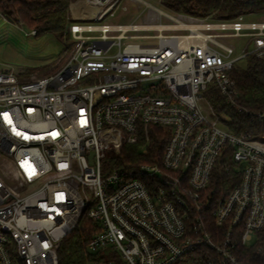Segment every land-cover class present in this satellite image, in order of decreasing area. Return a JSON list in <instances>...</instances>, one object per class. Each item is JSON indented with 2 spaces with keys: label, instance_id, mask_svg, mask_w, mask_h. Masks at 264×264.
<instances>
[{
  "label": "built area",
  "instance_id": "2783aa9c",
  "mask_svg": "<svg viewBox=\"0 0 264 264\" xmlns=\"http://www.w3.org/2000/svg\"><path fill=\"white\" fill-rule=\"evenodd\" d=\"M129 1L141 10L122 23L107 19L128 10L122 0H72V43L44 74L0 61V264H59L83 214L100 226L88 250L102 258L88 264H202L189 258L202 246L249 264L233 232L250 245L264 227V135L223 127L208 90L241 108L230 71L264 59V18L246 20L264 10L228 18ZM150 125L170 130L159 163L106 167L108 150L142 132L146 153ZM222 159L240 179L216 197Z\"/></svg>",
  "mask_w": 264,
  "mask_h": 264
},
{
  "label": "trees",
  "instance_id": "16d2710c",
  "mask_svg": "<svg viewBox=\"0 0 264 264\" xmlns=\"http://www.w3.org/2000/svg\"><path fill=\"white\" fill-rule=\"evenodd\" d=\"M72 0H0V13L9 20L18 21L27 31L35 30V35L51 33L59 36L65 43V50L72 43L69 33L70 3ZM167 7L188 13L205 15L216 12L222 17H234L241 13L264 10V0H162ZM246 64L236 65L230 75L234 79L239 92L238 108L226 101L221 92L214 87L208 90L216 114L223 127L235 133L248 132L255 137L264 135V119L258 114L264 112V59L255 55L247 56ZM169 128L160 125L148 127L149 141L146 153L142 145L146 138L142 132L135 143L126 142L118 153L109 154L105 159L106 167L123 171L134 168L140 163L160 162L164 146L169 137ZM228 159V158H227ZM230 159V158H229ZM216 165L212 174L209 190L218 197L227 194L240 179V173L232 168L225 171L221 162ZM99 224L92 218L82 215L74 230L63 240L59 250V264H88L94 259H101L99 254L88 250L92 235L99 229ZM215 231L216 227H212ZM224 229H219L215 236L219 237ZM235 231V230H234ZM235 240L234 253L239 260L249 264H264V227L258 231L250 245L240 239V230L233 232ZM212 257L215 264H222L216 252L205 246L198 247L189 258L192 262L207 264Z\"/></svg>",
  "mask_w": 264,
  "mask_h": 264
},
{
  "label": "rangeland",
  "instance_id": "374dc122",
  "mask_svg": "<svg viewBox=\"0 0 264 264\" xmlns=\"http://www.w3.org/2000/svg\"><path fill=\"white\" fill-rule=\"evenodd\" d=\"M149 1L160 8L169 10L161 2L162 0ZM122 2L129 5L128 10L123 12L119 8L116 15L107 18L108 20L128 23L140 13L141 8L138 4L129 0H122ZM263 18L264 13H261L248 16L246 20ZM64 52L65 43L59 36L51 33L35 35L31 31H27L18 21L9 20L0 13V61L3 65L13 67L23 76H27L29 73L41 75L53 69ZM241 64H246V60H243ZM108 153L113 154L109 150ZM93 161L92 159L91 162L93 163Z\"/></svg>",
  "mask_w": 264,
  "mask_h": 264
},
{
  "label": "bare ground",
  "instance_id": "6f19581e",
  "mask_svg": "<svg viewBox=\"0 0 264 264\" xmlns=\"http://www.w3.org/2000/svg\"><path fill=\"white\" fill-rule=\"evenodd\" d=\"M81 5V1H78L77 3H73V8L77 9V6Z\"/></svg>",
  "mask_w": 264,
  "mask_h": 264
}]
</instances>
